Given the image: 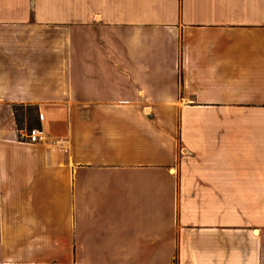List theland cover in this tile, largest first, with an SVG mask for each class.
<instances>
[{
    "label": "crops",
    "instance_id": "0c3cea01",
    "mask_svg": "<svg viewBox=\"0 0 264 264\" xmlns=\"http://www.w3.org/2000/svg\"><path fill=\"white\" fill-rule=\"evenodd\" d=\"M0 264H264V0H0Z\"/></svg>",
    "mask_w": 264,
    "mask_h": 264
},
{
    "label": "trees",
    "instance_id": "16d2710c",
    "mask_svg": "<svg viewBox=\"0 0 264 264\" xmlns=\"http://www.w3.org/2000/svg\"><path fill=\"white\" fill-rule=\"evenodd\" d=\"M14 110L19 130L25 129L26 131H30L34 128H40L39 113L37 107L18 105L15 106ZM34 111H36L37 113V118L34 117ZM25 121L26 124L24 125Z\"/></svg>",
    "mask_w": 264,
    "mask_h": 264
},
{
    "label": "built area",
    "instance_id": "2783aa9c",
    "mask_svg": "<svg viewBox=\"0 0 264 264\" xmlns=\"http://www.w3.org/2000/svg\"><path fill=\"white\" fill-rule=\"evenodd\" d=\"M25 134L31 142H39L44 139V132L40 128H34L30 131H26Z\"/></svg>",
    "mask_w": 264,
    "mask_h": 264
},
{
    "label": "rangeland",
    "instance_id": "374dc122",
    "mask_svg": "<svg viewBox=\"0 0 264 264\" xmlns=\"http://www.w3.org/2000/svg\"><path fill=\"white\" fill-rule=\"evenodd\" d=\"M33 114H34V117L37 118V113H36V111H34ZM25 124H26V121L24 122V125H25Z\"/></svg>",
    "mask_w": 264,
    "mask_h": 264
}]
</instances>
